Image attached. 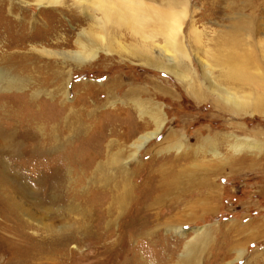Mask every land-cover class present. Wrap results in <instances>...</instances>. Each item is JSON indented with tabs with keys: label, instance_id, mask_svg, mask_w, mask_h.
<instances>
[{
	"label": "rangeland",
	"instance_id": "rangeland-1",
	"mask_svg": "<svg viewBox=\"0 0 264 264\" xmlns=\"http://www.w3.org/2000/svg\"><path fill=\"white\" fill-rule=\"evenodd\" d=\"M187 1L184 45L192 64L191 69L199 79L204 73L203 66L207 67L206 70L213 79L223 74V66L218 62V54L223 51L219 32L228 25V9H233L236 14L251 16L254 29L259 31L253 41L256 66L251 69V73L255 76L264 75V0H225L223 6L227 10L215 17L216 19H209L208 14L205 17V0ZM16 3L17 0H0V37H4L7 30L10 33L9 22L14 12L9 14L7 8ZM63 3L62 6L72 12L61 15L55 12L56 18L52 13L38 11L37 6H21L28 15L35 17L34 22L41 28L46 25L55 26L57 32H61L60 37L49 38V44L45 48L54 52H80L77 41L88 45L80 34L91 29V21L71 0H63ZM62 6L53 9L59 10ZM95 15L101 17L99 13ZM192 21L201 34L199 43L188 39V27ZM27 33L31 35L34 31L32 29ZM48 33H52V30L46 34ZM123 34L125 36L121 38L122 45L130 47L131 44H136L127 32L123 31ZM64 38L67 39L65 46L54 45L56 41L61 42ZM95 44L98 42L94 41L89 48L92 50ZM36 46L40 48L39 45ZM2 48L4 44L0 43V50ZM119 53L107 54L104 50H99L92 63L83 65H75L73 61L65 58L56 59L54 65L61 72L60 75H63L59 88L60 80H51L58 75L50 78V72L45 69L41 72L34 70L28 76L25 92L16 89L10 93L0 92V264H264V237L248 238V231L242 234L238 231L240 225L245 226L250 222L256 229L264 227V117L253 111L236 114L218 111L209 101V94L203 101H194L186 93L184 83L163 72L133 64L122 52ZM2 55L5 53L0 54V57ZM1 70L5 71V68L3 70L0 64V72ZM67 78L64 89V80ZM116 78L120 86L110 89L109 95L99 90L104 83L115 81ZM149 80L156 81L169 94L165 96L153 93ZM136 86L143 87L145 92L140 99L144 103H150L149 106L156 104L160 108V116L164 118L159 135L137 154V159L143 166L142 171L145 173L152 167L170 164L172 161L173 170L189 163L190 171L214 172L211 177L213 187L209 191L210 208L204 213L196 211L195 218L184 225L173 221L166 222L155 228L150 237L134 235L142 227H134L131 222L123 221L112 223L110 234L101 233L94 228V223H83L75 211H68L71 208L69 206L75 204L76 207V203L73 204L70 200L61 201L58 193H52L47 202L43 190L44 184L54 178L52 174L57 173L64 163H67L71 171H78L79 163L76 164L74 160L80 161L83 157L87 159L96 150L98 137L111 135L112 128L118 124L132 123L123 111L130 109L131 105L125 102L122 94L126 89ZM234 92L238 97L248 100L254 97L245 90ZM107 96H110L112 109L104 103ZM62 107L73 109L77 116L82 114L79 107L93 111L87 123L89 127L82 133L79 131L78 134L69 136L66 141L62 139L61 128L64 127L60 128L67 114L66 111L60 113ZM134 117L133 122H137V117ZM67 118L69 123L75 121L72 113ZM150 125L147 130L153 131L154 126ZM170 130L176 133V140H185L183 143L186 149L177 153L170 149L173 147L170 142L160 151L157 150L158 153H148ZM53 137L55 141L51 143ZM10 138L14 140L16 148L7 155L5 141ZM34 138L46 139L44 141L51 143L53 147L48 145L47 151L40 155L34 153L33 149L39 143ZM205 140L214 141L215 146L208 147ZM171 141L174 140L171 138ZM235 144H242L239 153L230 149ZM114 151L115 149L111 153ZM185 151L190 154L188 161L187 157L184 159ZM133 164L134 161L129 162L130 167ZM215 168L220 171L217 172ZM75 179L77 180V176ZM186 196L189 197L185 201L192 202L198 197V192L192 191ZM165 207L167 208L160 206L162 209ZM171 207L176 208L178 205ZM160 208H154V216L150 221L154 217L165 221L170 211H173V208L163 209L158 214ZM188 211L184 210V213ZM179 226L183 235L170 230H179ZM203 230L205 236L192 246V238H195L196 232ZM237 251L244 254L235 261Z\"/></svg>",
	"mask_w": 264,
	"mask_h": 264
},
{
	"label": "bare ground",
	"instance_id": "bare-ground-1",
	"mask_svg": "<svg viewBox=\"0 0 264 264\" xmlns=\"http://www.w3.org/2000/svg\"><path fill=\"white\" fill-rule=\"evenodd\" d=\"M17 1L18 3L11 4L7 8L10 11L9 14L14 12L13 18L9 22L11 25L10 33H7L9 32L7 30L4 37H0V43L4 44L5 48L0 50V54L5 53V55L0 57V64L3 70L5 68V71L1 70L2 72H0V92L10 93L14 89L19 92H25L27 86L25 83L28 82V76L34 70L41 72L45 69L50 72V78L58 75L51 80H60L58 83L59 88L62 84L63 75H60L61 72L54 65L58 58L71 60L75 65H83L93 61L97 51L104 50L107 54H120L119 52H122L126 59L133 64L173 76L177 81L184 83L186 93L194 101H203L209 94V101L218 111H226L233 114L253 111V113L264 117V75L255 76L251 73V69L256 66L254 65L256 63L253 56V41L259 31L257 28L254 29L253 23L250 21L251 16L249 15L236 14L233 9H228L229 15L226 17L228 25L223 28V31L219 32L223 51L218 54L220 55L218 62L223 66V74L219 75L217 79H213L211 73L206 70L207 67L203 66L204 73L199 79L191 69L192 64L184 45L185 37L183 32L188 16L187 0H71L73 5L84 12L86 17L90 19L92 26L89 31H83L80 34L88 45L77 41L81 51L74 53L54 52L45 48V45L49 44L47 42L48 39L60 37L61 32H57L55 26L49 27L46 25V27L41 28L40 25L38 26L34 22L36 20L35 17L28 15L21 6V4L29 7L37 6L38 11L52 13L55 17L56 13L61 15V13L69 14L72 12L67 7L62 6L64 4L63 0ZM224 1L205 0L206 4H204L203 9L205 17L206 14H208L207 17L209 19L218 17L226 9L223 6L225 4ZM56 6H62L63 8H59V10L53 9ZM95 13H99L101 17H97ZM191 23L188 27V39L191 38L194 43H199L201 34L193 26V21ZM45 28H47L46 31ZM32 29L34 34H28L27 31ZM51 30L52 33L47 35L46 33ZM123 31L127 32L130 39H134L136 44H131L130 47L122 45L121 38L125 36ZM17 34L19 35L15 36ZM64 34L67 35V33ZM262 35L264 39V34ZM94 41L98 42V44L94 46L96 49L93 48L91 50ZM66 42L67 39L64 38L61 42L56 41L54 45L56 47L65 46ZM36 45H39L40 48ZM89 45L91 46L90 48ZM114 48L119 50H114ZM42 58L49 60L46 61ZM114 80L104 83L99 90L109 95L110 89H114L117 85L120 86L117 78ZM149 81L151 89L156 95L166 96L169 94L168 90L160 86L156 81ZM67 82L68 78L64 80V89H66L65 85ZM242 90L248 91L250 96L254 95L253 99L248 100L238 97L234 92ZM65 92L66 90L63 92L64 97L66 96ZM143 93L145 94L143 87L136 86L126 89L122 94V98L126 100L125 102L131 105L130 109L123 110L128 121H132L131 124H118L112 128L111 135L98 137L96 150L89 154L87 159L83 157L80 161L78 159L74 160L76 164H80H77L80 166L77 169L78 171H71L67 163L65 164L63 161L64 164L62 163L63 165L60 166L59 171L52 174L54 178H50L43 186L47 202L52 193H58L61 201L67 202L70 200L72 203H76V207H74V203V205L70 206L68 204L71 207L68 211H75L77 216L82 218L83 223L84 221L90 224L94 223V228L101 233L110 234V225L123 221L126 223L131 222L134 227H142L138 231L139 233L134 235L150 237L153 235L155 228L163 226L166 222L173 221L184 225L186 224L185 222H190L191 219L195 218L196 211L204 213L211 205L209 204L211 201L209 191L213 187L211 177L214 172L190 171L188 168L190 166L189 163L173 170L172 161L170 164L164 163L156 168L152 167L153 169L151 168L145 173L142 171L141 168L143 166L138 161L137 154L143 150L146 144L159 135L164 125V118L160 116V108L156 104L155 106H149L148 104L150 103H144L145 101L140 99ZM110 101V96H107L104 103L111 106L112 109L113 104H110ZM61 109L60 113L63 111L67 113L64 118L62 117L63 122L60 125V128L61 126L64 127L61 130H63L62 139L65 141L69 136L78 134L79 131L82 133L87 126L89 127L87 123L93 115L91 109L79 107L78 110H81L82 114L78 116L73 113V109H66L65 107ZM71 113L75 121L72 120L69 123L67 117ZM134 116L137 117V122H133L135 121ZM149 124L154 126L153 131L147 130ZM101 129L104 128L102 127ZM175 136L176 133L174 134L170 130L156 147L154 146L147 152L158 153V151L163 149V146L165 147L170 142L173 145L170 149L175 150L177 153L182 149H186L183 143L185 140H176ZM171 138L174 141H171ZM34 140L36 139L34 138ZM37 140L39 143H35L37 145L34 147L33 152L39 155L47 151L48 145L52 148L53 145L51 143L55 141L54 137L51 138V143L46 142V139H44L46 141L40 140V138ZM58 141L56 142L58 143ZM205 143L211 148L215 146L214 141L205 140ZM5 144L8 147L7 155L16 148V144L11 138L6 140ZM241 145L235 144L230 149L234 153H239ZM114 149L115 151L111 153ZM182 152L184 153V151ZM211 152L215 156H219L215 151ZM189 156L190 154H186L185 151L184 159L187 157L186 160L188 161ZM131 161H134V164L130 167L129 162ZM198 166L200 167V165ZM216 166H218L217 163ZM1 169L5 170L4 167ZM141 173L143 174L141 175ZM75 176H77V180ZM192 191L198 192V197L192 202L185 201V198L189 197L186 194H190ZM59 199L57 198V200ZM177 205L178 207L176 208L171 207ZM160 206H167V208L163 209L173 208V211H170L165 221L155 217L150 221L149 219L154 216V208H160ZM163 209L160 208L158 214ZM184 210L189 211L184 213ZM250 224L253 225L251 222L245 226L240 225L238 231L241 234L248 231L246 236L248 238L264 237V227L256 229L257 227L254 228ZM179 227V230L176 228H171L170 230L183 235L181 226ZM203 236H205L204 230L196 232L195 238H192V246L199 243ZM242 253V251H237L235 261L242 256ZM187 254L190 255L188 251ZM252 261L255 262L256 260Z\"/></svg>",
	"mask_w": 264,
	"mask_h": 264
}]
</instances>
